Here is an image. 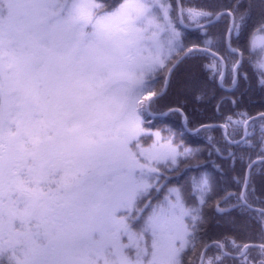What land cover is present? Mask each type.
Returning <instances> with one entry per match:
<instances>
[{"label":"snow or ice","instance_id":"1","mask_svg":"<svg viewBox=\"0 0 264 264\" xmlns=\"http://www.w3.org/2000/svg\"><path fill=\"white\" fill-rule=\"evenodd\" d=\"M0 264H264V0H0Z\"/></svg>","mask_w":264,"mask_h":264},{"label":"trees","instance_id":"2","mask_svg":"<svg viewBox=\"0 0 264 264\" xmlns=\"http://www.w3.org/2000/svg\"><path fill=\"white\" fill-rule=\"evenodd\" d=\"M258 51L259 50H257V52ZM250 71L255 73L257 71V69L254 66H250ZM165 111H167V109H165ZM160 121L164 122V123L158 125L160 127H171L174 130H179V129H182L184 127L183 119L179 117V114L173 115V114L169 113L166 116H162V117L158 116L156 118L155 122L158 123ZM213 135H215V133H213ZM184 137H185L184 142H187L189 139L195 138V134H190L187 130H185ZM205 139H206V137H205ZM188 146L199 147L200 145L188 143Z\"/></svg>","mask_w":264,"mask_h":264},{"label":"water","instance_id":"3","mask_svg":"<svg viewBox=\"0 0 264 264\" xmlns=\"http://www.w3.org/2000/svg\"><path fill=\"white\" fill-rule=\"evenodd\" d=\"M190 134H194V132L193 131H191V130H187Z\"/></svg>","mask_w":264,"mask_h":264}]
</instances>
